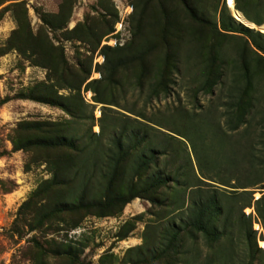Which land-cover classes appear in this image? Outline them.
<instances>
[{
  "label": "trees",
  "instance_id": "obj_1",
  "mask_svg": "<svg viewBox=\"0 0 264 264\" xmlns=\"http://www.w3.org/2000/svg\"><path fill=\"white\" fill-rule=\"evenodd\" d=\"M98 1L106 12L94 17L86 14L70 30L66 27L76 0H62L54 13L38 9L40 23L34 31L25 0H0V19L8 13L16 23L0 46V56L15 51L33 65L45 68L48 75V80L6 96L0 105L11 99H28L59 108L69 116L55 121L21 120L10 136L11 152L29 153L31 161L45 163L50 173L18 207L13 223L19 236L25 227L26 232L43 233L42 239L35 235L31 238V264H82L80 256L86 244L69 236L68 231L79 227L89 215H117L137 198L158 207L159 212L153 211V215L165 220V225L158 235L150 237V243H158L159 249L147 251L142 244L131 247L123 257L125 263L154 264L163 258L171 262V256H176V250L187 239L195 241L198 236L213 249L223 237L231 238L235 227L245 233L247 241L255 240L251 216L243 209L254 207L264 227V193L261 191L255 200L253 197L255 188H264V32L237 22L225 3L220 7V0H130L132 38L123 46H102L104 61L97 67L101 77L89 80L91 61L80 62L79 68L72 66L62 47L54 45L49 30L64 29V37L93 45L94 51L118 19L109 0ZM234 3L248 21L257 26L264 24V0ZM209 8L213 17L207 15ZM183 68L193 74L194 96L217 94L210 109L216 110L214 104L221 107L223 125L230 132L243 125L252 129L257 150L247 143L246 154H234L228 167L214 165L204 155L198 163V175L184 164L169 169L180 155L168 154L174 135L139 120H147L143 110H127L136 118L107 114L109 105H118L115 91L123 85L119 76L131 78L151 102L171 93L174 74ZM82 86L93 93L95 103L108 105L101 109L97 133H92L94 105L83 99ZM61 89L69 90L68 94L59 93ZM105 118L110 120L107 124ZM84 119L92 121L87 129L80 127ZM154 131L164 135L159 144ZM162 156L165 160L160 167ZM239 163L245 168V182L231 187L243 189L240 195L237 190H205V179L226 185L224 179L214 177ZM135 220L123 226L118 240L134 229ZM61 230L67 231L63 239L46 238L48 233L59 234ZM254 245L257 252H262V264L264 251L255 241ZM214 258L220 261L222 249L215 251ZM116 260L114 254L106 252L99 263L115 264ZM213 263V254L207 256L204 264Z\"/></svg>",
  "mask_w": 264,
  "mask_h": 264
},
{
  "label": "rangeland",
  "instance_id": "obj_2",
  "mask_svg": "<svg viewBox=\"0 0 264 264\" xmlns=\"http://www.w3.org/2000/svg\"><path fill=\"white\" fill-rule=\"evenodd\" d=\"M25 1L27 2L31 27L36 31L40 23V13L37 10L51 13L57 12L62 0ZM109 1L110 7L112 6L117 11L118 19L114 23L113 31L101 38L98 48L94 51L93 45L64 37L62 35L64 29L56 32L49 30V36L54 45L62 47L68 62L72 66L79 68L80 62L84 61L87 63L89 60L91 61L89 80L101 77L97 67L104 61L100 53L102 46H123L132 38L130 19L133 13L132 2L130 0ZM223 3H225L226 7L228 4L231 8V10L228 9V12L237 22L264 32V24L257 26L246 18V21H242L233 16L232 10H237L234 0H220V7H222ZM105 12L98 0H76L66 29L70 30L78 22H82L86 14L89 17H94L99 13ZM207 15L214 16L210 8ZM15 27L16 23L10 14L6 13L0 19V46ZM191 77H193V74L187 73L184 68L181 69L180 73L174 74L175 82L169 95L160 96L151 102H147L146 94L141 93L134 86V81L131 78L129 81L125 76H119L123 85L115 91L117 106L95 103L93 101V93L89 90L85 91L84 86H82L81 94L83 99L85 102L94 105L92 133L99 132L98 119L101 116L103 106L111 108L110 111H107L109 116L117 117H122L121 114H126L131 118H136L134 114L127 112V110H143L148 121L137 117L139 120L147 122L149 125L165 132V134L176 137V139L172 140V146L168 154L180 155H174L176 157L169 169L184 164L186 167L193 168L194 173L197 175L199 174L198 163L200 160L202 161L201 157H204V155H207L214 165L228 167L229 161L234 154H246L249 150L247 143H252L253 150H257L259 145L255 135L252 134V129L243 125L237 131L230 132L223 125L224 121L220 116L221 107L214 104L216 110L210 109V102L217 96L216 93L218 92H215L216 96L205 94L194 96ZM46 80H48V75L45 68L33 65L30 60L17 52L11 51L0 56V100L6 96H14L21 89L37 81ZM127 81L131 83H127ZM68 92L69 90L66 89L59 91V93L64 94H68ZM65 118L68 119L69 116L63 110L33 100L11 99L0 105V264H31L29 260V253L33 244L31 238L35 235L42 239L43 233L41 231L26 232L27 229L25 227L22 230L24 234L22 233L23 235L19 236L13 223L18 207L22 202L28 198L40 182L50 177L45 163L36 164L31 161L29 153L22 150L11 152L12 143L10 136L12 130L19 121L25 119L55 121ZM109 121L108 118H105L103 122L107 124ZM91 122L90 119L82 120L81 129L89 128ZM152 122L158 123L162 127ZM175 128H180L185 133ZM248 131H250L249 134H247ZM155 133L158 135L157 141L159 144L164 140V135L158 131ZM188 157H190V162ZM164 160L165 157L162 156L159 162L160 167H163ZM242 165L239 163L232 170L228 168L226 171H222L219 177H216L214 172H212L211 174L216 178L214 180L224 179L227 183L223 185L205 179L207 182L204 185L205 190L213 191L215 188L226 192L237 190L240 195L243 189H234L231 186L245 182L243 178L245 168ZM190 175L193 178L192 172ZM261 191L264 193V188L254 189V200L262 195ZM153 211L156 214L159 212V208L152 207L148 201L137 198L128 203L122 212L117 215L105 217L89 215L85 217L79 227L68 231L69 236L81 239L86 244L80 256L82 264H100L99 258L106 252L112 253L117 257L115 264H129L123 261L127 249L141 244L147 251L151 250L153 252L159 249L160 245L158 243H150V237L152 239L155 234L158 235L162 226L165 225V220L162 221L156 215L154 216ZM243 213L251 216L252 229L256 232L255 240L250 239V241H247L245 233H239L235 227L231 238L223 237L218 244L214 245L213 249L207 246L203 237L198 236L195 241L187 239L176 250V256L173 255L175 260L171 256V262L168 258H163L154 264H204L207 256H212V254L213 264H261L260 257L262 252L255 250L254 241L257 247L264 251V227L262 221L256 214L254 207L244 208ZM140 215L142 216L141 219H134ZM133 220H135L134 229L129 232L125 239L118 240L117 234L121 232V229L128 221ZM244 220L247 222L246 218ZM149 227H151V230H148ZM65 232L67 231L61 230L59 234L48 233L46 238L55 237L57 240H61L64 238ZM155 240H157V237ZM217 248L222 249L220 261L214 258ZM50 261L52 262L53 259H50ZM105 264L110 263L107 261ZM262 264H264V258Z\"/></svg>",
  "mask_w": 264,
  "mask_h": 264
},
{
  "label": "bare ground",
  "instance_id": "obj_3",
  "mask_svg": "<svg viewBox=\"0 0 264 264\" xmlns=\"http://www.w3.org/2000/svg\"><path fill=\"white\" fill-rule=\"evenodd\" d=\"M120 2V1H119ZM123 5V4H122ZM118 6V5H117ZM130 12V11H129ZM232 14L236 19L242 20V21H246L245 17L243 16V14L241 12H239L238 10H232ZM88 19V18H87ZM92 23V22H91ZM73 24V23H72Z\"/></svg>",
  "mask_w": 264,
  "mask_h": 264
},
{
  "label": "water",
  "instance_id": "obj_4",
  "mask_svg": "<svg viewBox=\"0 0 264 264\" xmlns=\"http://www.w3.org/2000/svg\"><path fill=\"white\" fill-rule=\"evenodd\" d=\"M227 8L231 10V8L228 6V4H227ZM242 24H243V23H242ZM244 25H245V24H244ZM245 26H247V25H245ZM247 27H249V28H253V27H250V26H247ZM260 31L262 32V30H260Z\"/></svg>",
  "mask_w": 264,
  "mask_h": 264
}]
</instances>
